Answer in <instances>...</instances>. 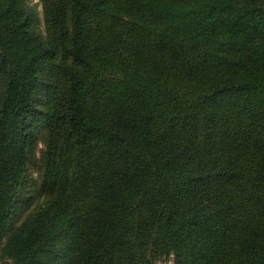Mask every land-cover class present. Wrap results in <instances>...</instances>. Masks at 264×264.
I'll return each mask as SVG.
<instances>
[{"label": "trees", "instance_id": "trees-1", "mask_svg": "<svg viewBox=\"0 0 264 264\" xmlns=\"http://www.w3.org/2000/svg\"><path fill=\"white\" fill-rule=\"evenodd\" d=\"M40 2L0 0V262L264 264V0Z\"/></svg>", "mask_w": 264, "mask_h": 264}, {"label": "rangeland", "instance_id": "rangeland-1", "mask_svg": "<svg viewBox=\"0 0 264 264\" xmlns=\"http://www.w3.org/2000/svg\"><path fill=\"white\" fill-rule=\"evenodd\" d=\"M30 3L34 5V7L37 10V14L40 20V25L43 28L44 27V20H43V9H42V4L40 0H30ZM38 169L33 168L31 170V180L36 178L38 176ZM36 188L33 185V180L32 182H29V186L27 189V192L25 194V201H24V207L22 208L20 212V218H22L31 208L39 205L43 201V197L40 195H36ZM0 264H10L8 262H0ZM160 264H169L167 262H161Z\"/></svg>", "mask_w": 264, "mask_h": 264}]
</instances>
